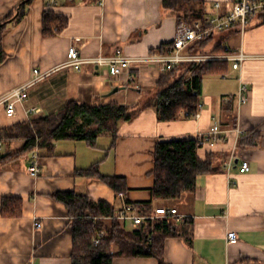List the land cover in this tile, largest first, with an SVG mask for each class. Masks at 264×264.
<instances>
[{
  "label": "crops",
  "instance_id": "0c3cea01",
  "mask_svg": "<svg viewBox=\"0 0 264 264\" xmlns=\"http://www.w3.org/2000/svg\"><path fill=\"white\" fill-rule=\"evenodd\" d=\"M22 0H0V20L12 13ZM207 18L226 16L232 0H204ZM68 0L53 12L67 23L60 33H43V0H32L24 15L10 21L2 34L6 55L0 64V99L13 89L32 81L33 71L49 73L31 86L24 102L15 104L8 118L0 106V129L31 119L50 116L67 103L90 107L140 102L159 74L154 64L132 65L123 75L111 77L107 65L84 64L79 70L59 69L67 61L70 47L84 59L122 56L146 59L168 54L178 22L163 10L162 0ZM220 3L219 10L214 5ZM231 53L242 51L251 57L238 70L224 62L221 74L205 76L201 84L199 118L181 117L159 122L153 107L121 123L116 137L100 135L96 147L84 142L58 141L53 151H39V175L27 171L29 156H14L20 140L0 143V203L3 198L21 201L15 218L0 214V264H71L72 218L55 194L74 192L92 201H105L117 213L129 202H149L153 185V151L158 142L184 141L205 134L216 123L221 130L240 128L244 134L221 135L214 149L201 147V160L212 156L217 171L197 179L193 194L166 204L177 215L192 220L188 240L170 237L164 243L165 264H264V22L254 15L241 33L236 28L213 34ZM209 46L208 51L214 46ZM211 45V44H210ZM253 57V58H252ZM240 85L246 88V102L240 104ZM28 108L40 111L27 115ZM244 138L240 140L241 137ZM231 161L230 167L226 165ZM249 172L240 170L242 162ZM98 164L104 176L123 178L126 194H115L96 178L79 172ZM176 218V217H175ZM182 219L176 221L180 223ZM123 222V221H122ZM133 228L130 222H124ZM37 224L41 226L37 228ZM234 232L231 244L227 233ZM112 264H158L155 259L119 258Z\"/></svg>",
  "mask_w": 264,
  "mask_h": 264
},
{
  "label": "trees",
  "instance_id": "16d2710c",
  "mask_svg": "<svg viewBox=\"0 0 264 264\" xmlns=\"http://www.w3.org/2000/svg\"><path fill=\"white\" fill-rule=\"evenodd\" d=\"M32 0H22L17 8L0 20V64L6 55L2 48V34L16 13L18 20ZM163 10L174 16L178 26L191 27L198 22L206 25L207 13L204 0H162ZM46 9L42 15L43 33H60L66 26V18ZM264 22V13L257 15ZM210 36L195 42L186 50L195 55H219L221 43L214 44ZM169 53V52H168ZM223 63L208 61L199 64H179L161 72L154 86L144 91L140 102L132 105L108 104L90 107L77 102H69L56 114L31 119L27 122L0 129V143L20 140L22 147L14 156H29L34 152L51 153L58 141L84 142L95 148L100 135L116 137L121 123L132 121L142 110L153 107L159 122H171L184 117L189 118L201 104V84L205 76L221 74ZM244 138L241 137L240 140ZM198 138L184 141L158 142L153 151V185L149 202H129L136 213L148 217L156 208L154 202H171L184 195L193 194L197 179L217 171L212 156L201 160ZM1 156V154H0ZM9 156V155H8ZM7 156V157H8ZM6 157V158H7ZM40 157V156H39ZM6 158L0 157V163ZM99 163L79 173L85 177L96 178L115 194H126L125 180L119 177L101 175L97 171ZM54 198L64 204L72 218L73 250L71 264H112L119 258L155 259L163 261L164 243L167 238L181 237L188 240L192 220L185 217L180 223L174 216H165L154 221L145 219L139 227L129 228L118 220V213L105 201H92L74 192L58 193ZM21 213V201L3 198L0 214L5 218H15ZM99 232L104 235L98 245L93 242Z\"/></svg>",
  "mask_w": 264,
  "mask_h": 264
},
{
  "label": "built area",
  "instance_id": "2783aa9c",
  "mask_svg": "<svg viewBox=\"0 0 264 264\" xmlns=\"http://www.w3.org/2000/svg\"><path fill=\"white\" fill-rule=\"evenodd\" d=\"M63 1L68 0H43L45 9H53L61 4ZM73 1V0H72ZM232 9L224 17H220L218 14L213 15L207 20L205 26L201 23H194L191 27L186 25L178 26L175 32V36L168 54L152 55L146 59H134L122 56H111L107 58L97 59H84L80 56L79 50L76 47H70L67 53V61L60 65L59 69L72 67L75 70H79L80 66L84 64H98L107 65L109 68V74L111 77H119L123 75L132 65L135 64H154L157 66V74L172 69L174 66L179 64H191V63H202L208 61L218 62H230L232 63V69L238 70L241 64L251 57L245 55L242 51L238 53H231L229 48L225 47L222 55H195L189 54L186 50L195 42L202 41L210 36H213L216 32L229 30L236 28L239 32H243L249 24V18L264 13V0H232ZM103 0H100L99 4H102ZM221 7L220 3L214 5V9L219 10ZM253 58V57H252ZM50 72L40 74L38 70L33 71V79L26 85L13 89L4 95L0 99V106L4 107V114L8 118H12L15 114V104L24 102L27 97L28 89L41 81L49 75ZM246 88L244 85H240L238 91V101L240 104H244L247 100ZM201 104L198 105L197 112L190 116V118L198 119L200 114ZM27 115H39L40 111L35 108H28L26 110ZM184 117H188L187 114H183ZM233 135L236 139L244 134V131L240 128H235L231 131H223L220 127L214 123V125L205 134L198 135V141L200 148L207 146L209 149H214L218 139L221 135ZM231 161L226 165L230 167ZM249 164L242 162L240 170L243 173L249 172ZM28 173L31 177L36 178L39 175V155L38 151H34L29 158V165L27 168ZM165 216H174L177 219H182L177 215V211L172 208H155L154 213L148 217H142L136 213L135 208L126 204L122 210L118 213V220L123 222H130L133 228L140 226L142 221L145 219L154 221L158 218ZM41 225L37 224V228ZM104 233L99 232L97 239L94 240L93 244L98 245L100 239ZM226 239L229 243L234 244L237 241L236 233H227Z\"/></svg>",
  "mask_w": 264,
  "mask_h": 264
},
{
  "label": "rangeland",
  "instance_id": "374dc122",
  "mask_svg": "<svg viewBox=\"0 0 264 264\" xmlns=\"http://www.w3.org/2000/svg\"><path fill=\"white\" fill-rule=\"evenodd\" d=\"M214 43H215V41H212L210 46H212ZM160 206H164L165 207L167 205L166 204H161ZM164 207H157V208H164Z\"/></svg>",
  "mask_w": 264,
  "mask_h": 264
},
{
  "label": "water",
  "instance_id": "95a60500",
  "mask_svg": "<svg viewBox=\"0 0 264 264\" xmlns=\"http://www.w3.org/2000/svg\"><path fill=\"white\" fill-rule=\"evenodd\" d=\"M0 157H1V158H5V157H6V155H5V154H2Z\"/></svg>",
  "mask_w": 264,
  "mask_h": 264
}]
</instances>
